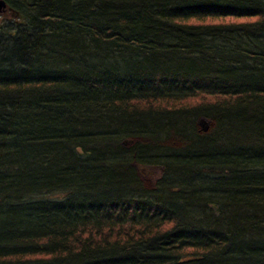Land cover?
Wrapping results in <instances>:
<instances>
[{
	"label": "trees",
	"instance_id": "obj_1",
	"mask_svg": "<svg viewBox=\"0 0 264 264\" xmlns=\"http://www.w3.org/2000/svg\"><path fill=\"white\" fill-rule=\"evenodd\" d=\"M14 1L0 264H264V0ZM195 184L218 199L183 197Z\"/></svg>",
	"mask_w": 264,
	"mask_h": 264
},
{
	"label": "bare ground",
	"instance_id": "obj_2",
	"mask_svg": "<svg viewBox=\"0 0 264 264\" xmlns=\"http://www.w3.org/2000/svg\"><path fill=\"white\" fill-rule=\"evenodd\" d=\"M0 1H3L4 3H7L10 6H13V7L16 8L15 5H17V3L14 0H8L9 2L7 0H0ZM10 2L15 4V5L11 4ZM16 14H17V17H15L12 20L13 23H16V22L22 20V16L19 14L18 11H16ZM3 46L5 47V43L0 41V47H3ZM1 52H2V49H0V54H1ZM24 77H28V76H24ZM175 89L176 88H173V87L170 88L169 87L170 91L175 92L174 91ZM171 105L172 104L168 103V107L171 106ZM200 121H204L206 123V125H207L206 131H202V128L200 127V124H199ZM213 128H214V124L211 123V122H207V121H205L203 119H200L197 122V130H198L199 134H208ZM190 131H192V130H188V132H190ZM182 132H183V130L182 131L181 130H179V131L176 130L175 131L173 129L170 130V132H168V134L166 136V138H168V140L167 141L163 140L161 142V144L158 143L155 146V150H154L155 151V156H154V158H157V160H159L160 162H162L165 165V163H167L166 160H169V157L174 155V153H170L171 152L170 150L171 149H177L178 147L184 145V141L182 139V135H184V134H182ZM134 143H135L134 140L127 139V140L123 141L122 144L124 146H129L130 147V146H133ZM139 156H141L140 153L139 154L138 153H132L131 160L132 161H137V160H139ZM133 167L137 168L139 174L144 179L145 184L148 187H151L152 186L151 175H149V173H147L145 169H140L137 164H133ZM191 176H192L191 178L198 176V172H192ZM146 177H148V179L150 180V182H151L150 185L147 183ZM148 187H147V189L150 190V192H151L150 195H149V198H151L152 200H155V198L157 197L156 196L157 191L155 192V189L148 188ZM195 187H196V189L195 188H191L190 190H183V197H187L190 200H192L193 202L198 204V203L207 201L208 199H213V200L218 199L217 196L220 195V194H213V191L211 190L210 185L203 186L202 184H195ZM248 194H244V196L248 195ZM185 220H187V219H183L182 218L183 222H185ZM218 220H220V219H218ZM226 226H222L224 228L223 231H224L225 237H227V234H228V231L225 230ZM252 242L253 241L250 240L246 244H244V250L248 251V248L250 247Z\"/></svg>",
	"mask_w": 264,
	"mask_h": 264
},
{
	"label": "flooded vegetation",
	"instance_id": "obj_3",
	"mask_svg": "<svg viewBox=\"0 0 264 264\" xmlns=\"http://www.w3.org/2000/svg\"><path fill=\"white\" fill-rule=\"evenodd\" d=\"M5 8L0 9V24L3 25L17 17L16 11L5 3Z\"/></svg>",
	"mask_w": 264,
	"mask_h": 264
},
{
	"label": "water",
	"instance_id": "obj_4",
	"mask_svg": "<svg viewBox=\"0 0 264 264\" xmlns=\"http://www.w3.org/2000/svg\"><path fill=\"white\" fill-rule=\"evenodd\" d=\"M6 4L3 1H0V9L5 8ZM200 127L202 128V131H206L207 125L204 121H200Z\"/></svg>",
	"mask_w": 264,
	"mask_h": 264
},
{
	"label": "rangeland",
	"instance_id": "obj_5",
	"mask_svg": "<svg viewBox=\"0 0 264 264\" xmlns=\"http://www.w3.org/2000/svg\"><path fill=\"white\" fill-rule=\"evenodd\" d=\"M146 180H147V183L150 185L151 182H150V180L148 179V177H146ZM239 247H241L240 244L237 245V248H239ZM237 248H236V249H237ZM232 259H233V261H235V263H239V262H242V260H244L245 257L232 258Z\"/></svg>",
	"mask_w": 264,
	"mask_h": 264
}]
</instances>
